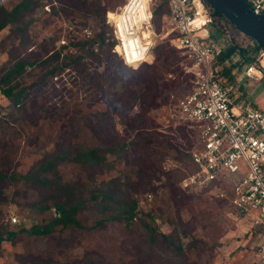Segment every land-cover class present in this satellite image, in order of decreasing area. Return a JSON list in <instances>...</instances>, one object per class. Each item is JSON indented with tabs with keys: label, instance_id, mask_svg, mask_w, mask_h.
<instances>
[{
	"label": "trees",
	"instance_id": "trees-1",
	"mask_svg": "<svg viewBox=\"0 0 264 264\" xmlns=\"http://www.w3.org/2000/svg\"><path fill=\"white\" fill-rule=\"evenodd\" d=\"M40 1L21 0L10 11L1 7L0 33L9 27L8 39H26L30 19L42 7ZM203 1L234 35L217 60L223 65L225 83L232 85L242 67L255 62L264 49ZM58 3L59 7L51 8L49 18H95L100 31L90 40L70 41L54 51L53 43L45 42L40 51L17 58L0 73V94L9 101L7 113L0 117V202L11 203L24 194L32 198L31 192H35L40 200L27 207L41 213L55 209L58 213L30 228L7 226L0 216V260L5 242L16 243L23 238L33 246L19 256L21 264H214V251L220 244L200 237L198 229L200 221L204 229L208 221L216 222L217 206L180 187L184 178L197 171L193 153L187 152L195 134L187 125L171 128L174 136L157 132L159 125L150 116L151 110L173 104L171 97L180 79L190 82L184 74L183 58L169 45H158L153 49V63L133 71L112 52L115 43L107 38L103 0ZM169 9L166 0L152 5L154 27ZM220 24H213L214 39L223 35ZM95 43L100 44L99 52H94ZM70 47L82 52L64 57L63 51ZM91 66L103 70L94 68L92 73ZM67 70H78L82 87L93 97L105 96L108 110L93 112L90 104L79 102L73 90L79 87L76 78L71 81L72 88L64 83L56 90L54 79ZM48 87L51 92L45 90ZM55 97L58 100L53 101ZM85 107L88 113L81 109ZM115 116L121 118L122 134L117 132ZM33 131L36 134L30 136ZM28 135L31 140L23 150L36 146L33 152L37 159L28 172L18 173L11 170L20 151L16 141L26 140ZM172 152L177 159L186 160L182 168L164 170L163 160ZM118 162L127 168L124 180L112 178L96 187L97 175L109 173ZM85 178L94 184L92 190ZM7 186H16L9 195L3 191ZM143 196H153L152 208L147 211L140 208ZM218 200L244 218L228 198ZM89 212L98 214L94 219L83 216ZM157 222L171 231L162 232ZM115 226L118 235L109 236ZM215 226L217 232L218 222ZM254 230L262 234L260 229Z\"/></svg>",
	"mask_w": 264,
	"mask_h": 264
},
{
	"label": "built area",
	"instance_id": "built-area-1",
	"mask_svg": "<svg viewBox=\"0 0 264 264\" xmlns=\"http://www.w3.org/2000/svg\"><path fill=\"white\" fill-rule=\"evenodd\" d=\"M166 1L170 8L167 21L176 32L173 45L191 78L188 94L178 102V113L200 134V149L193 153L197 171L184 178L180 187L196 193L215 188L218 198H228L253 228L261 230L254 257L264 264V113L240 91L244 79L263 80L264 60L245 65L236 82L227 85L221 75L223 65L217 60L231 40L228 28L217 21L203 0ZM245 1L256 15H264V0ZM156 2L126 0L118 11L107 13L106 22L116 42L113 51L127 67L136 69L155 59L152 5ZM215 23L223 27L220 39L213 38ZM85 37L93 38L90 32ZM259 55L264 58V51ZM242 163L248 170L243 178Z\"/></svg>",
	"mask_w": 264,
	"mask_h": 264
},
{
	"label": "rangeland",
	"instance_id": "rangeland-1",
	"mask_svg": "<svg viewBox=\"0 0 264 264\" xmlns=\"http://www.w3.org/2000/svg\"><path fill=\"white\" fill-rule=\"evenodd\" d=\"M21 0H0V8H5L7 10H11L14 6H16ZM126 0H103V5L106 6V14H105V25L107 29V38L110 39V42H114V38L112 36L111 28L107 25L106 16L107 13L116 12L119 8L125 3ZM41 9L35 11L33 16L31 17V25L27 30V38L18 41H13L8 39L10 36V28L7 27L0 33V73L3 72L11 63H13L19 57H28L33 52L40 51L41 46L45 42L51 41L53 46L51 49L58 50L62 46L68 44V42H78L88 40L86 39V32H90L91 36H95L100 31V23L95 18H90L88 20H69L63 16H51L50 10L52 7H59L60 4L58 0H41ZM169 17V11L166 10L158 20V26L154 27L157 35L156 45H169L174 52H177V55L181 57L180 51L173 45V40L176 38V32L174 28L171 27L167 21ZM213 29H215L213 27ZM229 35L234 36L230 29H228ZM58 40V41H57ZM64 42V45L63 43ZM256 43V42H255ZM115 46V45H114ZM99 43L94 44V52H99ZM114 49V48H113ZM70 52H82L80 49L70 47L63 51L64 57L69 55ZM112 52H114L112 50ZM182 58V57H181ZM264 60L258 54L256 56L255 61ZM183 64L185 62L183 61ZM259 64V63H258ZM260 65V64H259ZM96 66V65H94ZM90 67V72H94L97 68L98 72H102V67ZM245 66L242 67V70ZM130 68V67H129ZM135 71L139 69L130 68ZM185 74V72H184ZM186 75V74H185ZM78 70H67L58 76V81L54 80V84L56 83L55 89L60 90L63 88L64 83L68 86V88H72V80L78 79L79 87L73 88L74 92H76V97L79 102H83V104H90L93 108L91 110L93 112H104L108 110L107 102L104 100L105 96L100 95L99 97H93V93L87 91L86 87H82V78L78 77ZM171 78V76H169ZM174 78L172 77V80ZM72 81V82H71ZM71 82V83H70ZM241 89L240 91L245 94L247 100L251 102L253 105L259 106L264 113V82H254L248 79L242 80L240 82ZM190 88V82L185 81V79H180L179 87L176 92L172 95L171 99L173 104L171 106L159 107L155 110H151L150 116L155 119V122L159 125L157 132H161L163 134H169L170 136H174L170 132V129L174 130L182 125H187L188 129L191 130L195 135L191 136L192 139V148L187 151L190 153H194L200 149V145L198 140L200 139V134L197 128L192 127L189 123L182 120L178 113L177 105L178 102L184 98ZM48 92H51L50 88L45 89ZM41 90V91H45ZM40 91V92H41ZM103 98V100H102ZM58 100V98H54L53 101ZM9 106V101L0 94V117H3L7 113V108ZM84 112L88 113V110L85 108ZM116 123V129L119 134L123 133V124L121 123L120 117H114ZM36 131L30 133V136H34ZM47 134V130L44 131L43 138ZM25 140L24 138L16 141V144L19 146V152L13 158L11 170H16L18 173H26L29 171L31 166L37 159V155L33 152L36 149V146L28 147L26 151L23 150V147L27 146L28 141H30V137ZM199 137V138H198ZM197 140V142H196ZM179 142H182L180 140ZM184 148L187 149L189 145L187 142H184ZM186 159L179 160L177 159V154L174 152L170 153L163 160V168H182L183 163ZM166 170V169H164ZM168 170V169H167ZM187 171V170H186ZM127 173V168L124 163H116L115 168L109 173L103 175H97L95 182L96 187L103 181L111 180L112 178L115 180L122 179L124 180V176ZM248 170L244 163H242V170L240 177L243 178L247 175ZM85 180L87 181L88 178ZM88 188L92 190L94 188V184L88 180ZM7 186L3 189L5 195H9L12 190L16 187ZM102 187V186H99ZM104 187V186H103ZM34 194L31 198L29 194H24L21 198H18L17 201L9 203V201L0 202V216L3 217L4 223L10 227H19L25 226L30 228L32 225L36 223H41L45 221H49L53 218L56 213L55 209H52L48 212L41 213L37 210H32L30 207H27L29 203L32 201L40 200L38 195L35 192H31ZM189 194H194L198 197H202L209 204L214 207L217 206L218 218L216 222H218V231L215 232V223L208 221L206 223L207 228L204 229L202 221L199 223L198 235L202 238L210 239V242L217 240L220 244L214 251L213 263L214 264H262L256 261L254 254L256 252L257 246L261 241V235L254 230L251 222L247 218L237 217L234 210L226 203H223L218 200L217 190L215 188L207 189L200 192H190ZM37 196V197H36ZM138 196V195H137ZM153 200V196H143L141 197L140 208L144 211H147L152 208L150 205ZM28 202V203H27ZM221 203V205H219ZM223 203V204H222ZM26 204V205H25ZM96 213H87L83 216L90 217V219L96 218ZM82 216V219L85 217ZM12 218L17 219V223L12 222ZM188 218V215H187ZM207 222V218L206 221ZM157 224L160 226V229L164 233H169L171 230L168 226L160 225L159 222ZM118 226L112 228L111 232L108 235L117 236L118 235ZM28 241V240H27ZM23 238L18 239L16 243L5 242L3 244V252L2 258L0 260V264H21L19 263V256L24 254L27 248L32 247L33 245L28 244Z\"/></svg>",
	"mask_w": 264,
	"mask_h": 264
},
{
	"label": "water",
	"instance_id": "water-1",
	"mask_svg": "<svg viewBox=\"0 0 264 264\" xmlns=\"http://www.w3.org/2000/svg\"><path fill=\"white\" fill-rule=\"evenodd\" d=\"M238 31L264 49V15H256L245 0H207ZM57 216L58 213L56 212Z\"/></svg>",
	"mask_w": 264,
	"mask_h": 264
}]
</instances>
